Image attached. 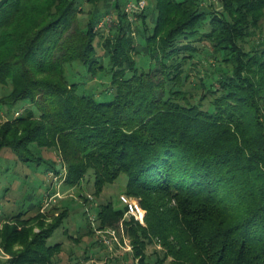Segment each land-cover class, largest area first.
I'll list each match as a JSON object with an SVG mask.
<instances>
[{
	"label": "trees",
	"instance_id": "1",
	"mask_svg": "<svg viewBox=\"0 0 264 264\" xmlns=\"http://www.w3.org/2000/svg\"><path fill=\"white\" fill-rule=\"evenodd\" d=\"M85 1L79 20L80 0H0V110L32 107L5 113L0 152L64 168L69 187L92 173L94 196L124 181L146 211L145 226L123 222L133 264H264V0H144L134 13L125 6L139 0ZM73 65L108 71L109 99L79 94ZM191 66L204 67L194 86ZM34 211L5 219L0 264L58 261L61 245L46 241L68 210L48 225ZM124 216L101 204L96 228Z\"/></svg>",
	"mask_w": 264,
	"mask_h": 264
},
{
	"label": "rangeland",
	"instance_id": "2",
	"mask_svg": "<svg viewBox=\"0 0 264 264\" xmlns=\"http://www.w3.org/2000/svg\"><path fill=\"white\" fill-rule=\"evenodd\" d=\"M210 1L217 4V0ZM79 3L84 10L82 11L83 14L78 13L77 17L79 20H83L87 18L89 6L85 5V0H80ZM148 24L151 26L150 23ZM191 41L193 40L191 39ZM140 44H142L141 41ZM196 45L198 47L203 46L200 43ZM94 46L97 54L101 55L103 65L108 68V60L102 56L103 53L98 48L97 41H95ZM148 66L149 61L147 62L143 55L136 58V68L147 69ZM191 67H187L186 71L190 75L189 80L192 82L190 85L194 86L197 82L195 79L199 76L196 75L197 71L202 74L204 67ZM66 74L69 82L78 84L79 94L92 95L98 101L109 99L108 96L105 97L111 79L108 71L90 78L86 75L84 68L73 65V67H67ZM31 108L29 102L20 101L8 110L10 113L7 110H0V123L6 120L5 113H9L8 117H13L14 113L11 110H17L21 115H24ZM43 154L45 159L49 158V160L55 161L54 167L60 170V164L56 161L57 158L52 151H44ZM51 172L53 173L52 170H48V163L39 165L34 163L24 164L9 149H3L0 152V229L6 222L5 219L14 217L17 214H22L23 218L30 217L37 207H39L41 215L40 222L43 225H48L66 208L68 210L67 216L62 219L59 227L54 230L46 241L47 246L61 245L56 264H133L131 257L126 256V254H131L132 245L123 223L124 220L129 221L131 218L124 216L114 225L101 229L96 228L95 220L98 206L101 204L111 202L115 210H124L125 206L120 201V196L123 195L125 182L120 181L112 185H106L99 196H94L92 173H87L78 186L69 187L63 181L57 187V185L51 183V178L48 176V173ZM56 192L59 193V197H52ZM126 197L139 203V199L136 197ZM84 198L89 201L84 202ZM144 212L146 214L145 210ZM31 224L35 227L34 231L36 232L35 222H31ZM141 226H145V221ZM88 230H92L94 233L89 235L87 234ZM108 230L115 231L116 237L119 239V245L116 242L104 244L101 233ZM156 243L154 242L153 245L147 248L148 254L152 253L153 250H161V246ZM127 247L130 250H126ZM17 249H19V246L15 245L14 250ZM84 253H86L88 259L84 258ZM9 258L10 255L0 247V262L4 263Z\"/></svg>",
	"mask_w": 264,
	"mask_h": 264
},
{
	"label": "built area",
	"instance_id": "3",
	"mask_svg": "<svg viewBox=\"0 0 264 264\" xmlns=\"http://www.w3.org/2000/svg\"><path fill=\"white\" fill-rule=\"evenodd\" d=\"M144 7H145V1L144 0H139L137 2L129 1L125 6V11L127 13H134V12L142 10ZM112 19L113 18L111 16V14L105 15V17H103V19L99 22V24L96 26V28H101L105 24L110 25L112 22ZM17 116H19V112H16L14 114V117H17ZM48 176L51 178V183L57 185V187H58L65 180L66 171H65V169H62L61 173H59V174H55V173L51 172V173H48ZM55 196L59 197V193L56 192L54 194V196H52V197H55ZM52 197H51V199H53ZM120 201L125 206V216H127L129 218H133L139 224L143 225L145 212L141 208L140 204L136 200L130 199L124 195L120 196ZM101 239L104 242V244H109L110 242H116V244L119 245L118 244L119 239L116 237L114 230H108L105 233H101ZM126 250H130V249H128V247H127Z\"/></svg>",
	"mask_w": 264,
	"mask_h": 264
}]
</instances>
